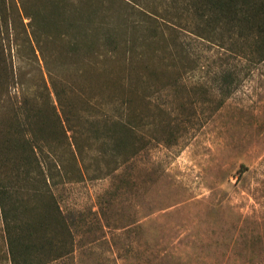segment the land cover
<instances>
[{
  "label": "rangeland",
  "instance_id": "rangeland-1",
  "mask_svg": "<svg viewBox=\"0 0 264 264\" xmlns=\"http://www.w3.org/2000/svg\"><path fill=\"white\" fill-rule=\"evenodd\" d=\"M189 6L0 0V31L18 37L30 104L42 108L43 81L48 88L51 80L64 105L61 124L38 134L65 170L47 181L73 233L77 264H264V67L245 70L224 43L194 34ZM29 32L39 36L31 44L43 58L29 52ZM226 67L240 75L229 93L215 73ZM2 97L6 130L15 98ZM121 98L141 114L135 136L112 125L125 113ZM131 140L141 149L119 162ZM5 150L3 168H10L17 152ZM23 200L33 203L25 193ZM0 264H9L1 235Z\"/></svg>",
  "mask_w": 264,
  "mask_h": 264
},
{
  "label": "trees",
  "instance_id": "trees-1",
  "mask_svg": "<svg viewBox=\"0 0 264 264\" xmlns=\"http://www.w3.org/2000/svg\"><path fill=\"white\" fill-rule=\"evenodd\" d=\"M187 1L196 17L192 28L194 34L224 43L228 51L243 58L245 70H250L251 65L264 67V0ZM25 39L29 42L31 55L43 58L40 47L31 44V41L37 44L39 36L29 32L25 33ZM17 40L15 33L10 34L7 29L0 31V96H4V99L10 96L15 98L8 128L3 130L0 125V151L14 148L17 152L10 168H3L7 162L0 156V235L9 264H60L67 260L77 264L74 261L73 233L54 201L50 182L47 181L56 174H65V170L50 141L38 134L48 126L61 124L59 112L65 115L64 105L50 80L49 89L43 81L47 99L41 100L42 108L40 105L32 107L23 80L25 70ZM104 41L111 45L108 49L114 52L113 39L105 36ZM8 42L14 47L13 52L8 53L14 56V69L12 61L8 63L5 57V51L9 52L10 49ZM181 68L185 71L188 65L182 63ZM215 73L220 76L226 93L231 91L240 77L239 70L233 67ZM141 78L139 72L135 73L137 81ZM8 85L13 87L11 91L7 90ZM49 91L54 94L56 105L48 96ZM117 103L125 109V113L113 117L112 125L118 133L137 135L142 123L141 114L129 111L128 98H121ZM63 120L70 125L67 116ZM122 139V135L117 137L114 147L119 149ZM129 144L122 156L117 154L119 162L131 159L141 149L134 140ZM69 146L79 151L75 139L70 141ZM23 193L32 197L30 206L24 203ZM57 233L61 237L56 236Z\"/></svg>",
  "mask_w": 264,
  "mask_h": 264
}]
</instances>
